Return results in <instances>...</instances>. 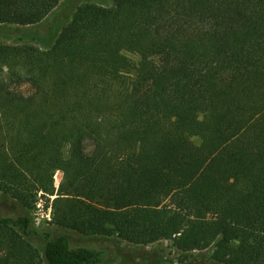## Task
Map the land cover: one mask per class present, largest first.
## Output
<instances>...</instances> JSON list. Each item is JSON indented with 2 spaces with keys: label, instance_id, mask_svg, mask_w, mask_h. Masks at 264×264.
<instances>
[{
  "label": "trees",
  "instance_id": "1",
  "mask_svg": "<svg viewBox=\"0 0 264 264\" xmlns=\"http://www.w3.org/2000/svg\"><path fill=\"white\" fill-rule=\"evenodd\" d=\"M67 3L46 51L0 43V264H101L34 228L39 192L80 234L264 264V0H0V26Z\"/></svg>",
  "mask_w": 264,
  "mask_h": 264
},
{
  "label": "rangeland",
  "instance_id": "2",
  "mask_svg": "<svg viewBox=\"0 0 264 264\" xmlns=\"http://www.w3.org/2000/svg\"><path fill=\"white\" fill-rule=\"evenodd\" d=\"M78 3H91L102 7H110L112 0H72ZM75 7L67 3L59 10L56 9L44 21L28 25L24 20L19 25L0 26V43L5 45H29L41 51H46L56 35L70 18ZM16 91L25 97L32 94L28 84L15 87ZM195 145L200 144L199 138H192ZM90 148L89 145H86ZM61 181V173L54 175L55 188ZM39 192L27 210L32 225L37 230L50 234L51 237L65 235L72 248H95L103 252L101 264H217L210 255L211 249L196 252H180L170 242L160 241L148 246L131 244L116 235L100 237L93 234H80L56 225L52 213V199ZM0 212L7 216L16 217L21 213L10 205L7 198L0 194ZM40 252L41 249L37 248Z\"/></svg>",
  "mask_w": 264,
  "mask_h": 264
}]
</instances>
